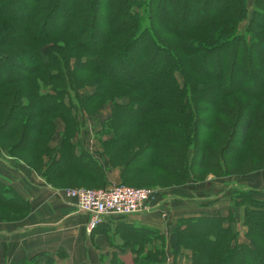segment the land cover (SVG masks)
Returning a JSON list of instances; mask_svg holds the SVG:
<instances>
[{
  "label": "trees",
  "instance_id": "1",
  "mask_svg": "<svg viewBox=\"0 0 264 264\" xmlns=\"http://www.w3.org/2000/svg\"><path fill=\"white\" fill-rule=\"evenodd\" d=\"M17 2L22 5L24 15L7 11ZM99 6L104 10L105 22L101 26L97 25ZM140 8L145 9V16L137 11ZM62 15L65 18L60 26L45 33L48 23ZM243 20H247L246 29L237 31ZM144 21L147 25H144ZM0 22H3L0 29V70H3L0 74V102L1 106L10 109L0 125V139L12 137L20 131L22 137L18 148H24L27 144L30 147L33 144L30 134L42 130L40 126L34 129L33 118L31 125L27 126L29 132L24 126L23 129L17 126L20 118L14 115L13 110L21 108V102L9 88L29 75L49 73L53 69L56 74H51V71L50 76L59 84L63 82L59 66L60 60L66 57L65 53L57 51L60 49L58 46H55V51L48 48L41 50L44 41L58 36L67 39L69 46L79 52L77 59L81 60L83 70H89L101 78L104 83L102 91L105 87L123 88L132 99L136 95L146 103L150 101L152 105L148 106V103L142 115L148 108L169 112L174 101L184 100L183 96L189 93L191 98L187 99V103L191 107L201 105L196 109L195 120L190 122V126L198 127L199 113L205 109L209 112L211 127L214 124L224 130V125L217 118L234 115L223 101L235 96L250 97L253 102L249 103V108H241L235 117V125L238 124L236 132L240 137L238 150L243 149L248 142V132L254 123V103L264 106V0H254V9L249 18L246 0H67L64 3L62 0H0ZM93 38L98 40L95 42ZM139 47L140 52L134 54ZM82 57L86 60L82 61ZM6 68L8 74H4ZM238 71L237 81L248 82L256 90L249 91L246 86L231 87ZM175 72L184 79L182 88L177 83ZM145 75L148 77L145 78L144 86H137L135 79ZM71 79L74 80L72 76ZM150 81L153 83L148 84ZM240 83L238 85L243 86ZM73 87L70 86L69 90ZM40 90L35 94L38 109L46 113L64 108L66 135L72 128L70 126L74 118L65 112L66 105L47 111L44 104H48L51 98ZM66 96L70 101L71 94ZM166 97L170 99L169 103L165 102ZM48 99L45 103L44 100ZM30 106L32 104L28 103L22 108ZM181 107L171 112L179 113V120L170 117L161 123L177 126L179 140L182 136L179 123L189 121L192 117L186 113L180 114ZM49 125L52 127L51 122H46V126ZM166 134L157 135L154 142H159L156 140L158 138L164 139L165 144L162 146H168L167 142H172L171 137L178 136L176 131ZM18 148L16 146L15 149ZM138 151L142 157L147 151L149 162L157 161L156 165L161 167L159 145L148 141ZM140 152L132 156L123 171L132 168ZM164 154L170 155L167 152ZM142 159L144 161L145 157ZM199 162L201 169H208L205 167L207 165L202 164L204 161ZM77 168L85 172L88 170L85 167ZM70 170L72 167L60 159L45 171L53 173L49 181L54 182ZM87 173L94 175L93 170ZM12 191L0 183V206L12 208L11 205L15 203L17 209L20 199ZM247 196L248 193L238 195L236 203L232 200L233 205L216 217H191L181 221L182 224L170 233L171 251L177 254L182 247L189 245L187 248L192 252L193 264H264V200ZM239 209H242L243 225L246 227L247 241L244 242L238 241L239 232L233 226ZM155 254L156 257L147 253L144 260L154 256L152 260L160 262L158 257L161 251ZM42 261L40 257H35L12 264H41Z\"/></svg>",
  "mask_w": 264,
  "mask_h": 264
},
{
  "label": "rangeland",
  "instance_id": "2",
  "mask_svg": "<svg viewBox=\"0 0 264 264\" xmlns=\"http://www.w3.org/2000/svg\"><path fill=\"white\" fill-rule=\"evenodd\" d=\"M66 1L62 0L63 3ZM140 1L146 2L147 0ZM246 5L249 18L254 9V0H246ZM7 11L15 14L19 12V15L25 14L19 2L9 7ZM137 11L145 16L144 8ZM60 13L63 14L64 12ZM97 14V25L101 26L105 22L103 20V7H97ZM64 18L65 16L62 15L52 19L44 32H51V29L60 26ZM2 25L3 22H0V29ZM144 25H147L146 21H144ZM246 26L247 20L241 21L237 31H244ZM60 40L62 41L58 42ZM94 40L96 42L98 39L93 38ZM42 46L41 50L48 48L52 51H55V46H58L60 49L57 51L65 53L66 57L62 58L64 62L60 60L59 66L64 80L60 84L56 82L50 76L51 71V74H56V70L53 69L49 73L29 75L26 79L18 81L17 84L9 88L15 92V98L21 102L19 104L21 108L13 110L14 115L20 118L17 126L20 129H23L24 126L29 132L30 129H27V126L31 125L30 121L33 118L34 129L40 126L42 132L37 130L30 134L31 144L33 143L30 147L27 144L24 148H18L21 145L19 140L22 137L20 131L12 137L0 139V167L12 160L25 169V177L35 178L38 176L47 185L57 188L62 193L78 188L98 190L108 185L120 183L132 188L156 189L159 199L154 205V210L159 209L160 213L158 214L164 220V228L167 229L168 238L166 240L164 232L159 233L152 230V235L159 239L158 247L153 245L147 253L156 257L157 254L155 253L161 251L158 257L160 262L152 260L154 256H149L148 259L141 260L142 262L139 264H193L192 252L190 248H187L189 245H185L186 247H182L180 252L174 254L168 244L170 233L175 230V227L182 224L181 221L191 217H216L233 205V203L231 204L232 200L235 204L237 196L242 193L249 194L246 198L253 197L257 200H264L263 105L254 103V123L248 132V142L243 149L238 150L240 148L238 138L240 137L236 132L238 124L235 125L237 121L235 117L241 108H249V103L253 102L250 97L235 96L223 101V104L228 105L234 115L233 117L217 118L224 125V130L217 128L214 124L211 127L208 118L209 112L205 109L199 113L200 123L198 127L196 125L190 126V122L195 120L196 109L201 105L196 104L191 107L187 103V99L191 98L189 93L183 96L184 100L174 101L169 112H165V110L152 111V108H148L147 112L142 115L145 106L148 103V106H151L152 103L150 101L146 103L143 98L134 94L132 99L123 88L105 87L102 91L104 83L101 78L89 70H83L81 60L78 61L77 59L79 52L73 46H69L67 39L63 40L61 36H58L55 39L44 41ZM4 49L7 48L4 47ZM139 52L140 47L135 49L134 54ZM81 59L82 61L86 60L85 57ZM106 71L109 72L108 68ZM2 72L3 70H0V74ZM8 73L6 68L4 74ZM238 74L239 71L236 73L231 87L246 86L249 91L256 90V87L249 86L248 82L240 83L237 81L236 76ZM174 75L178 85L182 88L184 86L183 77L178 72H175ZM71 76L74 80L71 79ZM147 77L145 75L136 78L135 84L144 86ZM151 83L153 82H148V84ZM239 83L243 86L238 85ZM70 86H74L72 90H69ZM53 88L58 89L54 90ZM38 89H41V93L46 97L51 98L50 101L49 99L44 100L45 103L49 101L48 104H44L45 107L47 106V111L49 108L67 106L65 112L70 114L74 120L71 122V130L66 135L64 134L65 125L63 121L64 108L56 112L46 113L41 108L38 109L35 101V94ZM68 93L71 94L70 101H68L69 97L66 96ZM165 102L169 103L170 99L166 97ZM178 102L181 103L178 104ZM1 103L0 125L10 110L1 106ZM28 103L35 107L22 108ZM179 106H182L179 111L180 114L192 115L189 121L185 120L179 123V127H182L180 140L177 126L161 124L170 117L173 120H179V113H171L176 111ZM128 112L132 113L128 114ZM46 122H51L54 129L50 125L46 126ZM47 127L50 128L47 129ZM175 131L178 132V136L171 137L172 142H167L168 146H162L165 144L164 139L158 138L156 140L159 142H154L157 135L166 134V132L174 133ZM148 141L161 147V153L158 154H160L161 160L159 162H161L162 168L156 165V163L158 164L157 161L149 162L147 151L144 152L143 155L145 156L143 157L142 153L138 151ZM16 146L23 151L15 149ZM230 150L232 152H229ZM139 152L140 155L134 159V165L131 168L135 171L131 169L123 171L126 163ZM164 152L170 155L167 156ZM144 157L145 159L142 161ZM60 159L68 163L72 170L57 181H49L53 177V173L45 170ZM75 161L80 164L78 165ZM199 161H204L202 164L207 165L205 167L208 169H201ZM77 167L88 168L87 172L93 170L94 175L83 170L80 171L78 170L80 168ZM2 171L0 170V174L3 173ZM9 175L10 173L5 174L6 179L12 180L8 183L17 190H21L24 176L22 177L20 171L13 176ZM0 183L5 185L1 181ZM5 186L13 190L12 194L16 195L20 202L19 206H16L17 209H15V203L11 205L12 208L0 206V223L14 222L26 217L31 205L20 196L15 188L10 185ZM154 210L152 209V211ZM236 215L237 220L233 226L239 232L238 241H247L242 209H239ZM241 215L242 221H239Z\"/></svg>",
  "mask_w": 264,
  "mask_h": 264
},
{
  "label": "crops",
  "instance_id": "3",
  "mask_svg": "<svg viewBox=\"0 0 264 264\" xmlns=\"http://www.w3.org/2000/svg\"><path fill=\"white\" fill-rule=\"evenodd\" d=\"M0 170V181L13 188L5 174L13 176L20 171L23 185L21 190L15 189L31 205L26 217L0 223V264L35 257L44 260L41 264H139L148 249L158 247L159 239L150 231H162L168 238L159 209L108 218L89 230V216L79 212L74 201L57 188L38 176L25 177V169L12 160Z\"/></svg>",
  "mask_w": 264,
  "mask_h": 264
},
{
  "label": "built area",
  "instance_id": "4",
  "mask_svg": "<svg viewBox=\"0 0 264 264\" xmlns=\"http://www.w3.org/2000/svg\"><path fill=\"white\" fill-rule=\"evenodd\" d=\"M63 193L74 201L79 212L89 216V230L108 218H126L149 212L159 199L156 189L132 188L123 184H112L98 190L70 189Z\"/></svg>",
  "mask_w": 264,
  "mask_h": 264
}]
</instances>
